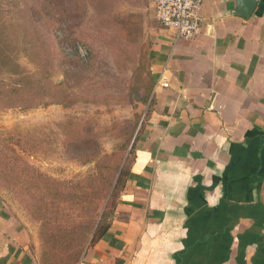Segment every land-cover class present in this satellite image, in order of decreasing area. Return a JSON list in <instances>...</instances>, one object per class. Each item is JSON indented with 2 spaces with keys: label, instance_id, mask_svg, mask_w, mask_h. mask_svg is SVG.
I'll list each match as a JSON object with an SVG mask.
<instances>
[{
  "label": "crops",
  "instance_id": "obj_1",
  "mask_svg": "<svg viewBox=\"0 0 264 264\" xmlns=\"http://www.w3.org/2000/svg\"><path fill=\"white\" fill-rule=\"evenodd\" d=\"M201 16L178 42L156 19L153 103L85 264H264V0L250 19L203 0ZM31 247L0 195V264H36Z\"/></svg>",
  "mask_w": 264,
  "mask_h": 264
},
{
  "label": "rangeland",
  "instance_id": "obj_2",
  "mask_svg": "<svg viewBox=\"0 0 264 264\" xmlns=\"http://www.w3.org/2000/svg\"><path fill=\"white\" fill-rule=\"evenodd\" d=\"M156 25L151 0H0V195L36 264H79L92 246L144 120L135 78ZM22 70L39 103H76L8 108Z\"/></svg>",
  "mask_w": 264,
  "mask_h": 264
},
{
  "label": "trees",
  "instance_id": "obj_3",
  "mask_svg": "<svg viewBox=\"0 0 264 264\" xmlns=\"http://www.w3.org/2000/svg\"><path fill=\"white\" fill-rule=\"evenodd\" d=\"M23 50L27 51V49H23ZM141 64H142V67L144 68L140 71V73L139 71L137 72L138 75L135 78V86H136L135 88L137 89V91L138 90L140 91V94L142 96L140 99V102L147 108L144 113V119H145L147 112L153 103L152 95L154 91V78L152 75V71L150 69L151 64H150L149 54L147 56L146 63L144 61V62H141ZM38 82L39 81H36L34 77L31 76V74L25 70H22L19 73H17L14 76V79L12 80V84L7 87L5 85V90L3 89L5 91V100L8 102L7 104H9L8 108L19 107L21 109L29 110V109H35L41 106L43 107L50 106L53 104H60V105H63V107L65 108H69L76 103V101H74L73 99H70V96L68 94H65L66 90H63L64 91L63 93L65 95V101L60 100L54 103L52 99L47 102L42 101V103H39L41 101H39V99L37 98H40V97H36L34 93V91L36 90L35 85L38 84ZM1 85L2 83H1V77H0V86ZM143 122L144 120L141 123L139 122V124H141L140 129L138 130V132L136 131L137 129L135 130L136 133L134 132L135 139H134V142L131 143L132 149H131V152L128 156V159L125 165L123 166V168L117 169V171H115L114 179H116V182L114 184V190L110 196L107 210L105 211V213H103L102 218L100 222L98 223V225L96 226L94 232H92L93 236H92L91 245L95 244L100 239H102L103 236H105V234L109 230L110 221L106 222L107 212L110 209L111 211L109 210L108 214L110 213H112V215L114 214V211L118 204V199L125 187L127 180L129 179L130 170L132 168V164L134 160L135 142L137 138L139 137V132L143 129L142 127ZM78 257H80V255L77 256L76 260L79 259ZM76 263L78 262H75V264Z\"/></svg>",
  "mask_w": 264,
  "mask_h": 264
},
{
  "label": "built area",
  "instance_id": "obj_4",
  "mask_svg": "<svg viewBox=\"0 0 264 264\" xmlns=\"http://www.w3.org/2000/svg\"><path fill=\"white\" fill-rule=\"evenodd\" d=\"M202 6L203 0H156V19L164 29L172 31L175 42L190 40L201 30Z\"/></svg>",
  "mask_w": 264,
  "mask_h": 264
},
{
  "label": "water",
  "instance_id": "obj_5",
  "mask_svg": "<svg viewBox=\"0 0 264 264\" xmlns=\"http://www.w3.org/2000/svg\"><path fill=\"white\" fill-rule=\"evenodd\" d=\"M237 14L245 19H250L256 13L261 0H235Z\"/></svg>",
  "mask_w": 264,
  "mask_h": 264
}]
</instances>
